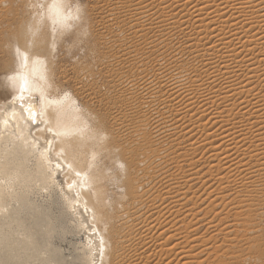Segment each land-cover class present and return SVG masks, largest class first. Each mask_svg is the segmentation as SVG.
Returning <instances> with one entry per match:
<instances>
[{
	"label": "bare ground",
	"instance_id": "obj_1",
	"mask_svg": "<svg viewBox=\"0 0 264 264\" xmlns=\"http://www.w3.org/2000/svg\"><path fill=\"white\" fill-rule=\"evenodd\" d=\"M79 9L77 26L53 0H0V87L17 89L0 110V264H92L86 208L100 264H244L223 243L227 217L264 201V0ZM57 25L86 34L70 76L56 75ZM101 151L121 165L113 202Z\"/></svg>",
	"mask_w": 264,
	"mask_h": 264
},
{
	"label": "rangeland",
	"instance_id": "obj_2",
	"mask_svg": "<svg viewBox=\"0 0 264 264\" xmlns=\"http://www.w3.org/2000/svg\"><path fill=\"white\" fill-rule=\"evenodd\" d=\"M43 1V0H42ZM95 1H97V0H73V3H74V8H73V10H72V13H73V15H72V17H75V16H77V14H76V11H75V8L76 7H79V8H82L83 6H85V4H93V3H95ZM4 5V4H3ZM71 13V14H72ZM76 14V15H75ZM68 22H71L72 24H74L75 22L77 23H75L77 26H78V24L80 23V19L78 18V19H74V18H69L68 20H67ZM64 24V23H63ZM76 25L73 27V26H70V25H67V26H65V27H61L60 25H57L56 26V30H54V32L53 31H51V30H48V33H47V35H49L50 36V38L52 37V39L54 40V38L56 37V35L59 33V31H63V32H61V34L59 35V36H61V35H63L62 37H61V39H63V41H64V44H63V48H61V46L60 47H57L58 45H56V48L57 49H54L53 48V46L51 45V49H53L52 51H54V52H52V55H54L53 57H54V65H55V67H56V75H57V73L62 69V71H65L66 72V74H69V76L70 75H72V73H71V64H78V65H80V61H81V64H84L85 66L87 65V62H83L84 60H85V53H86V50L84 49V48H82V47H80V46H82L81 44V42H82V38L83 37H85V35L86 34H79V36L77 35V36H75V34H73L75 31H74V29H75V27H76ZM68 26H70V27H68ZM63 28V29H62ZM154 29H156L155 28V26H153V28L152 29H150V31L154 34ZM73 30V31H72ZM154 30V31H153ZM86 31H87V29H86ZM149 33L148 35L150 36V37H154L153 36V34L152 33ZM66 42V43H65ZM62 45V44H61ZM7 45H4V47H6ZM158 48V47H157ZM80 49V50H79ZM83 49V50H82ZM61 50V51H60ZM80 51V53H79V51ZM160 51H161V49H159V50H157L155 53H153V54H151L150 55V57H159L160 56ZM57 52V53H56ZM78 52V53H77ZM75 53H76V55H75ZM56 54V55H55ZM143 55H145V56H148V53H144ZM6 58H7V60H8V62H10L11 63V61H13V58L15 59V53L13 54V53H8V54H6ZM76 61L77 62H79V63H76ZM86 61V60H85ZM95 70H97V66H95V67H93ZM81 75V74H80ZM82 76V75H81ZM82 78H88V77H82ZM98 81H100V79H99V77L98 76H96L95 77ZM89 81V80H88ZM88 81H85V82H88ZM95 83H97L96 82V80H95ZM87 84H89V83H87ZM97 85V84H96ZM95 85V86H96ZM2 90H3V93H2ZM16 86H13V88H10L8 91L7 90H5V88H4V86H1L0 87V110H3L4 109V107H5V105L7 104V103H9L10 101H11V98L13 97V95L15 94V92H16ZM4 91L7 93V92H9V93H4ZM45 91V90H44ZM47 91V92H46ZM46 91H45V93H47V95H51V96H58V95H60V96H63V95H69V93H68V91L67 90H63V91H61V87H57V88H55V89H51V88H47L46 89ZM34 92V93H33ZM32 93H31V98L32 99H37L38 101H40V99H41V95H40V92L39 91H33ZM76 104H77V102H76ZM79 105V104H78ZM77 105V106H78ZM45 114V113H44ZM55 141L57 140V138L56 139H54ZM53 140V141H54ZM52 141V142H53ZM54 141V142H55ZM54 142H53V144L52 145H54ZM159 145V144H158ZM93 146H95V145H93ZM85 147V146H84ZM81 149V148H80ZM96 157H97V165H99V167H101V169H103L104 171H105V173H106V175H107V185H105V189H107V192L109 193V195H110V198H112L114 195H117V196H120L123 192L121 191L122 189L120 188V187H118L119 186V184L117 185V181H116V178H118V176L120 175V173H119V169H120V167H121V165L120 164H118L116 161H114V159L113 158H108V157H106L105 156V153L103 152V151H101V152H99L98 154H96L95 155ZM158 156L159 157H162L163 158V156H162V153L160 152V153H158ZM141 159H144V162L142 163L143 165H145V164H147V162H148V160H146V158L145 157H142ZM158 161V160H157ZM62 162V161H61ZM64 162V161H63ZM61 164H63L64 166H65V162L64 163H61ZM153 165V164H152ZM197 185H193V187H194V190L196 189V190H200V188L199 189H197V187H196ZM240 195H244L245 197H243V198H248V196H247V194L245 193V194H241L240 193ZM263 197H264V194L262 195ZM249 197H252V196H249ZM253 198V197H252ZM111 200V199H110ZM113 200H115L114 198H112V202H113ZM257 204H255L254 206L252 205V207H249V208H241L240 209V211H239V214H241V215H236V216H234L235 218H238V219H235L232 215H230V217L228 216L227 218H224V220H228V221H230V222H228L227 220H226V224L228 225V228H229V236H228V238H229V240L228 241H230L231 239V241L230 242H228L227 244H229L228 246H226L227 244H225V243H223L224 244V246H223V249H225V251H228L229 252V254H231L232 255V253H237V251H238V249H240L238 252V254H236L235 253V255H237V256H239V254H240V257H241V255H242V258H240V259H246V260H244V264H249V263H251V261L254 263V264H264V201H263V203H260V206H256ZM255 208V210H253V209ZM87 209V211H85V212H82V214H83V216H84V218H86V222H88V223H86L85 222V224H87V225H85L86 227H85V233L83 232V234H86L87 233V235H91V241H92V243L93 244H99L98 246H97V248H96V250H95V252L98 254V256H97V259L94 257V261H93V263L92 264H100V253H99V251L101 250V241H102V239L100 238V235H99V232H98V230H97V227H96V225L94 224V223H92L91 222V215H90V209L89 208H86ZM253 211H252V210ZM245 211L247 212V213H245ZM87 212H89V213H87ZM251 212V213H250ZM243 213H245V214H243ZM85 214V215H84ZM243 215L244 216H246V218L247 219H243V218H245V217H243ZM248 215V216H247ZM86 216V217H85ZM87 217H89L88 219H87ZM232 217H233V220L235 219V220H237V221H239V222H237V221H233L232 222ZM240 218V219H239ZM230 219V220H229ZM244 220V221H243ZM250 220L252 221V222H250ZM234 222H237V224L236 223H234ZM249 222V223H248ZM229 223V224H228ZM234 223V224H233ZM242 223H245V224H242L243 225V227L245 226V228H241V227H239L240 225ZM89 224V225H88ZM232 225H234V230L232 229L233 228V226ZM241 225V226H242ZM248 227H247V226ZM236 226H237V231L235 230L236 229ZM91 227V228H90ZM251 227V228H250ZM243 229V230H242ZM245 229V230H244ZM231 230H233V231H235V232H233V231H231ZM240 230V231H239ZM242 230V231H241ZM98 232V233H97ZM232 233H233V235H232ZM92 234L94 235V236H92ZM96 234V235H95ZM205 236H207L206 234H204ZM238 236V238H237V236ZM244 235V236H243ZM259 236V237H257V236ZM232 238H231V237ZM235 238H234V237ZM251 237V238H250ZM253 237V238H252ZM256 237V238H255ZM92 238H94V239H92ZM239 239V238H241V239H239L238 241H239V243L238 242H234V240L235 239ZM261 238V239H260ZM234 239V240H233ZM255 239V240H254ZM89 240V239H88ZM94 240V241H93ZM258 240V241H257ZM100 241V242H99ZM243 241H244V243H243ZM89 242H90V240H89ZM95 242V243H94ZM96 242H98V243H96ZM235 243V244H232V243ZM246 242V243H245ZM248 242H249V244H248ZM231 243V244H230ZM240 244V245H239ZM231 245H235V247H231ZM239 246H241V247H239ZM246 246V247H245ZM226 247V248H225ZM229 249H228V248ZM231 247V248H230ZM238 248V249H237ZM242 248V249H241ZM249 248H251L250 250H248ZM255 248H257V249H255ZM234 250L233 252H232V250ZM230 250H231V252H230ZM237 250V251H236ZM241 250H244L243 252L241 251ZM248 251V252H247ZM228 252H227V255H229L228 254ZM249 256H254V258H252V260L249 258ZM240 259H238L239 261H240ZM96 260H98V261H96ZM97 262V263H96ZM249 262V263H248ZM242 263H243V261H242ZM241 263V261H240V264H242Z\"/></svg>",
	"mask_w": 264,
	"mask_h": 264
},
{
	"label": "snow or ice",
	"instance_id": "obj_3",
	"mask_svg": "<svg viewBox=\"0 0 264 264\" xmlns=\"http://www.w3.org/2000/svg\"><path fill=\"white\" fill-rule=\"evenodd\" d=\"M53 5L55 6V14L56 15H60L61 11L68 14V15H64L62 17L63 20H67L69 18H74V19L79 18L78 15L75 17H71V13H72V10L74 8L73 0H53ZM75 11L77 13H79V11H80L79 7H76ZM68 27H70V26H68ZM26 62H27V57H25V63ZM22 91H23V89H22ZM20 99L23 100V96H21ZM27 111H29V113H30L29 119H31L33 122H35L36 114L34 112H32L31 109H27ZM77 175H79V173H77Z\"/></svg>",
	"mask_w": 264,
	"mask_h": 264
}]
</instances>
